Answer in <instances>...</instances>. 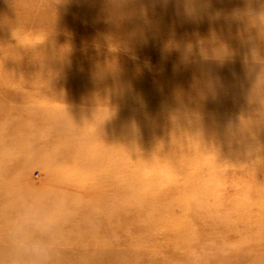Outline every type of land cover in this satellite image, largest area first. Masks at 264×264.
Instances as JSON below:
<instances>
[{"label": "rangeland", "instance_id": "1", "mask_svg": "<svg viewBox=\"0 0 264 264\" xmlns=\"http://www.w3.org/2000/svg\"><path fill=\"white\" fill-rule=\"evenodd\" d=\"M262 5L116 25L103 0H0V223L54 188L80 215L53 264H264V44L237 18Z\"/></svg>", "mask_w": 264, "mask_h": 264}, {"label": "clouds", "instance_id": "2", "mask_svg": "<svg viewBox=\"0 0 264 264\" xmlns=\"http://www.w3.org/2000/svg\"><path fill=\"white\" fill-rule=\"evenodd\" d=\"M137 3L139 0H103L104 22L119 25L133 20L137 14ZM201 7L202 0H182L184 15L190 19L196 18ZM139 11L144 13L142 6ZM245 17L249 26L256 30V36L249 37L248 42L264 44V5L259 12L237 14L238 19ZM110 47L116 49L119 43L110 44ZM225 54V46L201 48L204 59ZM213 87L211 82L205 85L209 92ZM253 98L259 103L264 100V83H259V80ZM79 215V202L66 198L54 188L19 196L6 221L0 223V264H53L57 245Z\"/></svg>", "mask_w": 264, "mask_h": 264}, {"label": "bare ground", "instance_id": "3", "mask_svg": "<svg viewBox=\"0 0 264 264\" xmlns=\"http://www.w3.org/2000/svg\"><path fill=\"white\" fill-rule=\"evenodd\" d=\"M111 123H113V122H111ZM118 128H119V127H118ZM116 131H118L117 127H116L115 129H113V132H116Z\"/></svg>", "mask_w": 264, "mask_h": 264}]
</instances>
